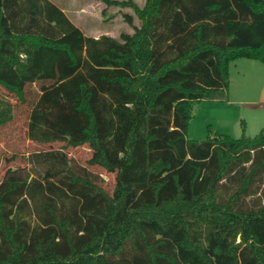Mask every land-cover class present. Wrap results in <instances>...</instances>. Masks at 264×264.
<instances>
[{
  "label": "trees",
  "instance_id": "trees-1",
  "mask_svg": "<svg viewBox=\"0 0 264 264\" xmlns=\"http://www.w3.org/2000/svg\"><path fill=\"white\" fill-rule=\"evenodd\" d=\"M99 1L138 25L77 33L80 60L55 4L0 0V126L39 54L69 71L29 111L27 138L47 148L0 178V264H264V128L187 138L193 103L226 100L232 62L264 64V0ZM80 146L87 165L66 151Z\"/></svg>",
  "mask_w": 264,
  "mask_h": 264
},
{
  "label": "rangeland",
  "instance_id": "rangeland-1",
  "mask_svg": "<svg viewBox=\"0 0 264 264\" xmlns=\"http://www.w3.org/2000/svg\"><path fill=\"white\" fill-rule=\"evenodd\" d=\"M63 9L68 19L73 23L75 32L73 35L63 37L64 40L73 41L74 51L77 57L83 58V40L75 39V35L82 36L107 35L119 39L121 33H131L133 29L124 20L123 14L132 17L134 25H138L137 18L129 8L106 6L99 0H49ZM138 6H142L144 0H133ZM105 12L102 14V11ZM257 66H262L259 62H253ZM231 68L232 87L231 92H235L238 81L246 71L235 67ZM68 61L64 56L53 53H41L37 56L32 67L34 77L31 81H19L22 85L26 103H20L16 98L7 94L6 100L12 105V120L0 126V178L7 167H26L28 154L47 148L30 141L27 138V122L31 105L35 102L41 90L54 85L59 79L69 75L67 70ZM247 77V76H246ZM4 93L0 88V94ZM254 111L247 109H237L228 107L220 101L193 103L191 107L192 117L188 123L187 138L189 140H205L210 132L228 135L232 138H239L242 134L252 138L260 131L257 120L264 118V110L257 102L254 104ZM61 144H54L52 148H58ZM68 156L82 165H87L86 161L90 157V151L86 146L69 148L66 150ZM94 173H99L102 185L108 192L113 188V175L95 167H89Z\"/></svg>",
  "mask_w": 264,
  "mask_h": 264
},
{
  "label": "crops",
  "instance_id": "crops-1",
  "mask_svg": "<svg viewBox=\"0 0 264 264\" xmlns=\"http://www.w3.org/2000/svg\"><path fill=\"white\" fill-rule=\"evenodd\" d=\"M61 10L64 12L63 9ZM253 62L257 61L239 59L230 64L231 66L233 63H237L235 67H239L241 71L244 70L246 73L244 75L242 74V77L238 81L237 90L232 93L231 68L229 67V88L227 97L225 101H221L228 105V107L231 106L235 110L244 108L245 110L247 109L253 112L255 109L254 104L257 102L264 110V64H262V66H257L255 63L253 64ZM257 124H259L258 127L260 129L264 128V118L257 120Z\"/></svg>",
  "mask_w": 264,
  "mask_h": 264
},
{
  "label": "built area",
  "instance_id": "built-area-1",
  "mask_svg": "<svg viewBox=\"0 0 264 264\" xmlns=\"http://www.w3.org/2000/svg\"><path fill=\"white\" fill-rule=\"evenodd\" d=\"M263 108H264V106H263Z\"/></svg>",
  "mask_w": 264,
  "mask_h": 264
}]
</instances>
